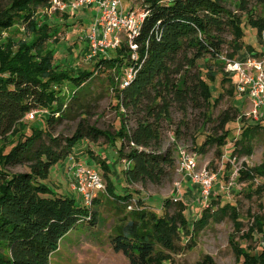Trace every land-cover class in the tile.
Instances as JSON below:
<instances>
[{"label":"trees","instance_id":"trees-1","mask_svg":"<svg viewBox=\"0 0 264 264\" xmlns=\"http://www.w3.org/2000/svg\"><path fill=\"white\" fill-rule=\"evenodd\" d=\"M4 1L0 0V33L8 31V35L0 37V264H50L62 238L78 224H93L97 215L93 209L90 216L78 199L56 192L46 183L51 168L71 155L81 159L79 144L86 140L98 143L103 138L114 149L116 162H125L122 172L127 186L161 185L177 164L171 149L161 151L159 123L171 118L175 106L182 112L190 106H210L214 102L211 87L216 74L209 62L221 57L222 47L228 43L225 36L232 35V51L227 57L233 59L243 47L244 23L261 34L264 21H243L241 15L228 9L229 0H140L147 15L139 33L122 40L106 54H98L95 69L75 70L64 57H55L61 23L51 21L45 14L52 0ZM256 1L264 4V0ZM235 2L237 9L248 11L244 0ZM11 30H22L21 36L16 38ZM203 59L204 72L199 67ZM127 68L133 69L132 77L118 82ZM99 69L114 71L109 81L120 110V127L108 132L82 120L63 146L51 128L69 116L66 100L79 101L91 88L92 77ZM38 109H46L47 115L28 119L27 115ZM131 120L133 126L129 125ZM234 122L225 113L216 127L221 135L205 136L202 150L216 143L221 156L220 148L235 137L237 129V146L258 128L264 131L263 119L245 122L241 128L233 126ZM91 157L107 177L104 182L109 197L126 210L134 200L140 207L129 210L130 220L116 225L112 238L115 251L123 252L130 264H153L160 242L174 247L178 227L190 229L185 216L187 205L177 202L176 212L170 216L149 212L144 200L133 197L128 187L121 192L114 190L109 177L114 170L107 157ZM16 165H25L28 170H9ZM255 170L245 167L241 172L254 178ZM213 202L203 209L209 211ZM164 204L173 202L166 199ZM219 210L229 211L238 223L235 205L226 203ZM205 214L199 224L208 218ZM197 226L196 221L193 229ZM253 226L264 235L261 217L255 218ZM241 250H245V264H264V245L259 261L243 247Z\"/></svg>","mask_w":264,"mask_h":264},{"label":"rangeland","instance_id":"rangeland-1","mask_svg":"<svg viewBox=\"0 0 264 264\" xmlns=\"http://www.w3.org/2000/svg\"><path fill=\"white\" fill-rule=\"evenodd\" d=\"M7 1L9 0H5L4 3ZM244 2L247 12L237 9L235 0H229L227 7L241 15L243 21H248L250 18L264 21V4L256 0H244ZM123 6L126 10L130 8L144 11L140 0H123ZM70 9L57 12L51 9L45 13L51 21L61 23L60 31L56 35L59 50L55 57H64L75 70L95 69L99 59L95 57L87 60L85 55L89 46L87 35L94 22L96 5H81ZM244 24L246 36L242 50L233 59L227 57L232 51V45L229 44L232 35L228 33L225 36L228 43L223 45L221 57L209 62L216 74V81L211 87L214 102L201 109L190 106L185 112L175 106L171 110V118L159 123L161 151L171 149L177 164L180 152L186 150L195 154L198 162L197 171L206 168L209 172L216 173L212 194L206 204L201 198L199 186L192 183L188 177H184L177 165L161 185L148 184L144 188L137 184L129 187L122 172L125 162H116L114 149L109 147L103 138L98 143L86 140L78 146L80 149H77V152H82L79 153L81 159L93 164L92 166L102 173L104 181L107 177L104 176L96 160L92 159L91 154L97 158L107 157L114 170V173L109 175L114 190L121 192L128 187L133 197L143 199L148 211L158 216H170L176 212L177 202L174 203L173 197L180 185L182 201L187 205L185 216L190 229L178 227L173 237L174 247L160 242L153 257V264H208L207 261L211 264H245L243 256L245 250L239 252L241 247L253 254L257 261L260 260L264 235L258 232L253 224L258 217L264 222V131L258 128L251 137L243 140V144L237 146L235 142L240 137V131L237 129L235 137L220 148L221 156L218 154L219 145L216 143L206 145L204 150L201 148L205 136L221 135V131L217 133L216 127L225 113L234 118L233 126L238 128L243 127V123L248 121L257 123L264 120V107L256 111L254 100L247 92L242 93L238 87L241 83L240 74L229 66V63L234 61L245 62L246 70L253 73L254 65L262 62L264 68V29L258 34L257 29L252 28L247 22ZM21 31L11 30L10 33L19 38ZM7 35L8 31L0 33L2 39ZM126 38H128L127 32H120V41ZM248 62L250 65L247 66ZM199 67L204 72L206 60H201ZM113 72V70H97L92 77L91 88L85 90L79 101L69 98L66 100L69 116L51 128L52 134L58 137L63 146L65 139L73 136L82 120L99 130L108 132L120 127L118 116L120 110L115 99L114 86L109 81L110 77L114 76ZM133 73L132 68L125 69L118 82L128 79ZM37 111L33 117L27 116L28 119L38 120L41 116L47 115L46 109ZM132 117L129 115V118ZM129 125L133 126L134 120H131ZM44 140L50 143L47 137H44ZM65 164L66 161H62L53 166L46 183L54 191L73 197L75 193L70 189ZM245 167L256 169L254 178L243 175L241 170ZM9 170L23 172L28 170V167L16 165L9 167ZM166 199L172 200L173 204L165 205ZM212 200L214 202L209 211L204 210L203 208H208ZM226 203L237 207L238 223L235 224L229 211L219 210ZM94 212L97 215L93 224H78L62 238L59 249L50 257V264H130L128 257L121 251H115L112 244L116 225L123 220H130L129 210L123 206L119 207L114 199L104 192L95 201ZM204 213L208 218L204 223L199 224L198 221ZM196 221L199 226L193 229Z\"/></svg>","mask_w":264,"mask_h":264},{"label":"built area","instance_id":"built-area-1","mask_svg":"<svg viewBox=\"0 0 264 264\" xmlns=\"http://www.w3.org/2000/svg\"><path fill=\"white\" fill-rule=\"evenodd\" d=\"M81 5H96V14L93 25L87 35L89 49L85 55L87 60L94 59L98 54H106L109 49L116 48L120 44L119 34L126 31L128 38L132 39L139 33L142 22L147 13L135 9H124L123 0H52V6L49 10L54 9L66 11L67 9L76 8ZM70 9V10H71ZM245 62L234 61L229 63L231 69L237 71L241 77L239 89L242 93H248L254 100L256 111L264 107V68L263 63L254 65L255 70L250 73L244 67ZM250 63H247V66ZM130 75L129 78H131ZM127 84V82H124ZM37 110L30 112L27 116L33 117ZM179 172L184 177L199 186L201 198L206 204L212 194V186L216 179V173L209 172L206 168L197 171L198 162L195 154L186 150L180 152L177 160ZM65 171L69 179L70 189L76 194L82 206H84L90 216L94 209L95 200L106 192V186L102 174L94 166L84 162L76 155H71L65 164ZM177 193L173 197L174 202L182 201L180 185ZM137 202L134 200L129 206V210L139 209Z\"/></svg>","mask_w":264,"mask_h":264},{"label":"crops","instance_id":"crops-1","mask_svg":"<svg viewBox=\"0 0 264 264\" xmlns=\"http://www.w3.org/2000/svg\"><path fill=\"white\" fill-rule=\"evenodd\" d=\"M129 187H131V186L129 185ZM131 192H132V191H131ZM73 194H74V193H73ZM75 195H76V194H74V196H73V197H76ZM76 198H77V197H76Z\"/></svg>","mask_w":264,"mask_h":264}]
</instances>
